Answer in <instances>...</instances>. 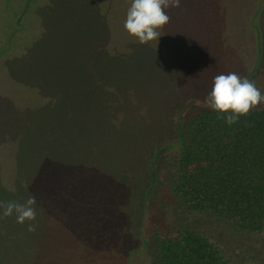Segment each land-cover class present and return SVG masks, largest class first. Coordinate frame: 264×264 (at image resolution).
Listing matches in <instances>:
<instances>
[{
  "label": "trees",
  "instance_id": "1",
  "mask_svg": "<svg viewBox=\"0 0 264 264\" xmlns=\"http://www.w3.org/2000/svg\"><path fill=\"white\" fill-rule=\"evenodd\" d=\"M113 2L35 33L1 0L0 202L37 215L0 209V264H264V104L228 125L205 103L229 72L264 94V0H181L143 45Z\"/></svg>",
  "mask_w": 264,
  "mask_h": 264
},
{
  "label": "clouds",
  "instance_id": "2",
  "mask_svg": "<svg viewBox=\"0 0 264 264\" xmlns=\"http://www.w3.org/2000/svg\"><path fill=\"white\" fill-rule=\"evenodd\" d=\"M180 3L181 0H131L123 27L141 45L158 41L164 26L171 19L166 10L178 8ZM205 103L220 113L228 125H232L239 117L247 116L254 108L264 104V94L254 81L229 72L214 77ZM36 204L35 196H29L24 203L0 202V209H3L4 217L15 214L16 222L24 224L36 220ZM27 230L34 232L36 225L29 223Z\"/></svg>",
  "mask_w": 264,
  "mask_h": 264
},
{
  "label": "rangeland",
  "instance_id": "3",
  "mask_svg": "<svg viewBox=\"0 0 264 264\" xmlns=\"http://www.w3.org/2000/svg\"><path fill=\"white\" fill-rule=\"evenodd\" d=\"M6 1L9 2V4H6ZM62 0H4L5 4L9 6L8 9H11L13 7V10L16 7L17 11H20L19 9H21V12L23 11V8L27 7V12H26V20L28 22V26L26 28L30 27L32 28V31H35V33L38 31H40V29L42 28L43 25H49V24H53V22H51V20H49V17L44 16L47 12H52L56 9V7L60 6ZM93 1V2H92ZM107 2H104L103 0H84V5H82L83 7L86 6V9L90 8L93 9V11L95 10L96 13L97 12H102L103 11V7L106 4H111L112 1L113 4L111 6L112 10L114 12H116L117 9V0H106ZM69 3V2H68ZM93 3V4H92ZM12 4H14L12 6ZM0 5H1V0H0ZM88 7V8H87ZM69 8V7H68ZM1 7H0V31H2V29L4 30L3 33V37L0 38V40H2V44H0V54L3 53V51L6 49V46H8V38L9 35L8 33H10L12 30H8L7 29V25L11 24V20H12V16H10L9 18L5 17V10L1 11ZM22 19L19 20H14V24H15V29H20V27L25 28L22 25ZM4 26V27H3ZM24 30V29H23ZM26 31V30H25ZM2 65V62H0V67ZM164 160V159H163ZM168 157L165 158V161L167 162ZM163 162V161H162ZM164 166L167 168L166 163H164ZM162 203H160V205L163 204L164 201H161ZM163 216L159 215L157 219L162 220ZM152 244V240L150 241V245ZM146 257V256H143ZM146 264H148V260L146 261Z\"/></svg>",
  "mask_w": 264,
  "mask_h": 264
},
{
  "label": "water",
  "instance_id": "4",
  "mask_svg": "<svg viewBox=\"0 0 264 264\" xmlns=\"http://www.w3.org/2000/svg\"><path fill=\"white\" fill-rule=\"evenodd\" d=\"M154 168V166L152 167V169Z\"/></svg>",
  "mask_w": 264,
  "mask_h": 264
}]
</instances>
